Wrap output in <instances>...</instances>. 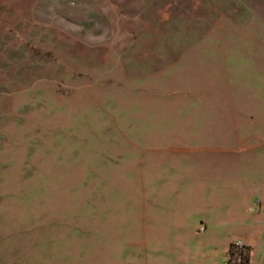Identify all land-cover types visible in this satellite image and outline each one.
Instances as JSON below:
<instances>
[{
  "label": "rangeland",
  "instance_id": "1",
  "mask_svg": "<svg viewBox=\"0 0 264 264\" xmlns=\"http://www.w3.org/2000/svg\"><path fill=\"white\" fill-rule=\"evenodd\" d=\"M264 264V0H0V264Z\"/></svg>",
  "mask_w": 264,
  "mask_h": 264
},
{
  "label": "built area",
  "instance_id": "2",
  "mask_svg": "<svg viewBox=\"0 0 264 264\" xmlns=\"http://www.w3.org/2000/svg\"><path fill=\"white\" fill-rule=\"evenodd\" d=\"M245 248L244 244H235L233 252L229 253L230 264H242L244 262V256L242 254Z\"/></svg>",
  "mask_w": 264,
  "mask_h": 264
},
{
  "label": "trees",
  "instance_id": "3",
  "mask_svg": "<svg viewBox=\"0 0 264 264\" xmlns=\"http://www.w3.org/2000/svg\"><path fill=\"white\" fill-rule=\"evenodd\" d=\"M234 247H235V244H232L231 249H230V253L233 252ZM242 254L244 256V262L242 264H250V262H251V248L248 246H245Z\"/></svg>",
  "mask_w": 264,
  "mask_h": 264
},
{
  "label": "crops",
  "instance_id": "4",
  "mask_svg": "<svg viewBox=\"0 0 264 264\" xmlns=\"http://www.w3.org/2000/svg\"><path fill=\"white\" fill-rule=\"evenodd\" d=\"M250 248H251V262H250V264H255V257H256L255 249L252 247H250Z\"/></svg>",
  "mask_w": 264,
  "mask_h": 264
}]
</instances>
